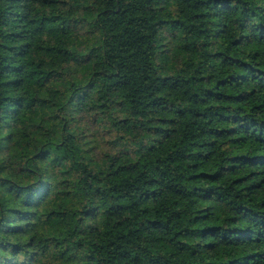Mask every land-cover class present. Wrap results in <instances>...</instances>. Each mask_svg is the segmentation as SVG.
Wrapping results in <instances>:
<instances>
[{
	"label": "trees",
	"instance_id": "16d2710c",
	"mask_svg": "<svg viewBox=\"0 0 264 264\" xmlns=\"http://www.w3.org/2000/svg\"><path fill=\"white\" fill-rule=\"evenodd\" d=\"M0 264H264V0H0Z\"/></svg>",
	"mask_w": 264,
	"mask_h": 264
}]
</instances>
